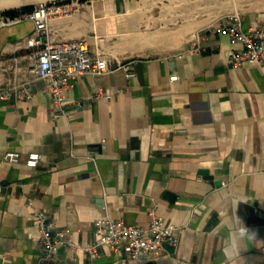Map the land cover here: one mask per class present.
Here are the masks:
<instances>
[{"label": "crops", "instance_id": "crops-1", "mask_svg": "<svg viewBox=\"0 0 264 264\" xmlns=\"http://www.w3.org/2000/svg\"><path fill=\"white\" fill-rule=\"evenodd\" d=\"M80 2L49 20L50 37H86L109 66L131 59L136 75L82 74L59 113L22 55L33 22L0 25V85L32 80L34 90L0 101V264H264V65L232 68L241 46L214 28L234 11L244 29L260 23L264 0H122L119 11L115 0ZM167 2L168 22L151 11ZM97 86L111 96L93 97ZM6 150L19 159L3 160ZM33 205L83 244L96 220L146 224L156 206L179 241L137 259L60 246L45 262Z\"/></svg>", "mask_w": 264, "mask_h": 264}, {"label": "built area", "instance_id": "built-area-1", "mask_svg": "<svg viewBox=\"0 0 264 264\" xmlns=\"http://www.w3.org/2000/svg\"><path fill=\"white\" fill-rule=\"evenodd\" d=\"M80 5V0H39L31 9L0 16V25L13 24L25 19L33 22L32 32L25 36L27 51L22 55L34 71V79L42 80L41 89L49 94L54 110L59 113H67L65 103L68 96L65 90L73 86L74 81L82 74L121 69L126 78L136 75L131 59L118 60L114 66H109L105 54L93 52L86 37L68 39L50 37L49 20L72 15ZM214 28L225 32L231 43L241 46L230 51L232 68L241 67L245 61L260 67L264 65V20L244 29L241 13L234 11L223 15ZM16 58L17 56H14V59ZM31 82L32 80H24L0 85V101L10 97L17 100L31 99L34 94ZM92 95L95 98L110 97L111 93L97 86ZM96 151L94 147L89 148L87 156L93 159ZM19 157L20 153L16 150H6L2 155V159L8 161H17ZM39 158L38 152L30 151L25 162L29 166H36ZM227 183V180L221 181V185ZM27 202L32 205V197H28ZM255 212L262 214L258 208H255ZM148 213L150 218L146 224L129 223L121 218L98 219L94 222L96 238L90 244H83L68 234L55 231L47 213L33 205L31 216L37 230L40 259L51 262L54 252L60 246L80 248L91 253L96 252L98 245H105L112 250L123 248L129 259L166 253L168 244L175 246L179 241L178 228L166 222L157 212L156 206H152Z\"/></svg>", "mask_w": 264, "mask_h": 264}, {"label": "rangeland", "instance_id": "rangeland-1", "mask_svg": "<svg viewBox=\"0 0 264 264\" xmlns=\"http://www.w3.org/2000/svg\"><path fill=\"white\" fill-rule=\"evenodd\" d=\"M39 0H27L24 3L15 6V7H11V8H7V9H0V16L1 15H8V14H13L16 13L20 10H28L31 9L34 4L36 2H38ZM30 7V8H29ZM152 12H154L155 14H157V16H163V17H167L165 20H167L166 22H168L169 20V2L164 3L163 5H159V6H155L151 9ZM173 26V24L171 22H169V27Z\"/></svg>", "mask_w": 264, "mask_h": 264}, {"label": "bare ground", "instance_id": "bare-ground-1", "mask_svg": "<svg viewBox=\"0 0 264 264\" xmlns=\"http://www.w3.org/2000/svg\"><path fill=\"white\" fill-rule=\"evenodd\" d=\"M27 0H5V1H0V9H7L11 7L18 6L22 3H24Z\"/></svg>", "mask_w": 264, "mask_h": 264}, {"label": "water", "instance_id": "water-1", "mask_svg": "<svg viewBox=\"0 0 264 264\" xmlns=\"http://www.w3.org/2000/svg\"><path fill=\"white\" fill-rule=\"evenodd\" d=\"M0 1H5V0H0ZM121 1H122V0H115L116 10H117V11L121 10ZM33 27H34V26H33ZM32 30H33V29H32ZM31 32H32V31H31ZM31 32H30V33H31ZM30 33H29V34H30ZM27 35H28V34H27Z\"/></svg>", "mask_w": 264, "mask_h": 264}, {"label": "trees", "instance_id": "trees-1", "mask_svg": "<svg viewBox=\"0 0 264 264\" xmlns=\"http://www.w3.org/2000/svg\"><path fill=\"white\" fill-rule=\"evenodd\" d=\"M30 8V7H29Z\"/></svg>", "mask_w": 264, "mask_h": 264}]
</instances>
